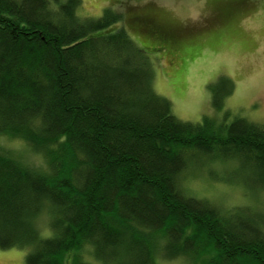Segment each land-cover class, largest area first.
<instances>
[{
	"label": "trees",
	"instance_id": "trees-1",
	"mask_svg": "<svg viewBox=\"0 0 264 264\" xmlns=\"http://www.w3.org/2000/svg\"><path fill=\"white\" fill-rule=\"evenodd\" d=\"M81 4L0 0V137L44 161L0 147V249L27 250L25 264H90L86 247L100 264H264V212L223 211L179 184L187 156L210 155L251 168L264 191V125L178 121L148 59L175 26L132 10L84 20ZM137 23L157 45L130 39Z\"/></svg>",
	"mask_w": 264,
	"mask_h": 264
},
{
	"label": "rangeland",
	"instance_id": "rangeland-1",
	"mask_svg": "<svg viewBox=\"0 0 264 264\" xmlns=\"http://www.w3.org/2000/svg\"><path fill=\"white\" fill-rule=\"evenodd\" d=\"M81 2L77 16L84 20H98L105 11L125 15L132 10L137 19L160 14L175 26L172 28L175 33L164 52L148 54V59L154 73V91L171 103L178 121L201 124L204 117H210L222 122L226 112L229 114L227 124L240 118L264 125V0ZM218 8L221 14H226L223 18H216ZM120 26L121 23L110 30ZM128 33L140 49L146 48L140 40L149 46L157 45L149 39L150 35H155L141 23L135 24ZM215 93L223 96L219 99L221 110L213 105ZM0 147L26 165L38 167L44 164L41 156L19 139L0 137ZM186 159L188 165L179 183L185 195L207 200L223 211L248 207L255 212H264V191L248 186L256 179L251 168L210 155L195 154ZM37 226L47 234L44 217L38 219ZM27 252L17 248L0 249V264H25ZM90 253V248L86 247L80 256L90 264H100ZM158 264L188 263L179 259Z\"/></svg>",
	"mask_w": 264,
	"mask_h": 264
}]
</instances>
